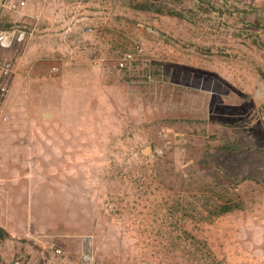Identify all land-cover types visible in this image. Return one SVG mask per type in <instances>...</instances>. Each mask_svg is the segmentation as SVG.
<instances>
[{
    "label": "rangeland",
    "instance_id": "obj_1",
    "mask_svg": "<svg viewBox=\"0 0 264 264\" xmlns=\"http://www.w3.org/2000/svg\"><path fill=\"white\" fill-rule=\"evenodd\" d=\"M26 2L10 25L57 17L60 49L7 56L0 264H264V0Z\"/></svg>",
    "mask_w": 264,
    "mask_h": 264
},
{
    "label": "built area",
    "instance_id": "obj_2",
    "mask_svg": "<svg viewBox=\"0 0 264 264\" xmlns=\"http://www.w3.org/2000/svg\"><path fill=\"white\" fill-rule=\"evenodd\" d=\"M0 5L8 7L14 12H19L21 8L25 7L27 5L26 0H20L18 2H14L11 4H7V2H3V0H0ZM95 16H93L91 13L86 14H78L75 13L67 20V27H65L64 33L67 34L66 38L73 36L72 34L78 32L79 34L82 33H91L93 31V21L95 20ZM141 24V23H140ZM38 29L37 23H28V22H21V23H15L9 28H5L0 23V48L6 49V50H13L18 49L19 46H27L28 43L34 38L36 35V31ZM80 36H77L74 38L76 44L79 43ZM138 46V45H137ZM136 46V47H137ZM142 50V48H140ZM136 59L135 53L133 51H128L124 54V57L120 60L119 64L121 67H124L127 65V63L133 62ZM52 71L55 73L60 71L59 66H53ZM0 72L2 73V76L4 79L10 78L13 74H15V65L13 64V61L10 59H3L0 58ZM0 84V93L3 95L4 91L6 90V86ZM3 107L0 106V112L2 113ZM52 249L57 254H62L63 250L62 248L56 246L55 244L52 245ZM16 264H20L17 262ZM78 264H94V255L90 252L82 253Z\"/></svg>",
    "mask_w": 264,
    "mask_h": 264
},
{
    "label": "crops",
    "instance_id": "obj_3",
    "mask_svg": "<svg viewBox=\"0 0 264 264\" xmlns=\"http://www.w3.org/2000/svg\"><path fill=\"white\" fill-rule=\"evenodd\" d=\"M18 1H20V0H17V1H15V2H18ZM11 3H14V2H7V4H11ZM2 7H4V8H2ZM0 21H2L3 23H12L13 22V20H11L10 19V11L7 9V12L5 11L6 9H5V6H2V5H0ZM40 13H38V14H34V13H32L31 14V16L32 17H34V18H30V17H27L26 18V20H27V22L28 23H34V22H41V17H42V15H39ZM37 15V16H36ZM19 16V15H18ZM17 16V17H18ZM21 16V15H20ZM19 16V17H20ZM59 20L60 19H58L57 17H54V20H52V21H50L49 23L50 24H46V26H44L42 23V25L41 24H39L38 25V31H36V35L37 34H39V32H45L46 34L44 35V36H41V38H39V39H44V40H47L48 38H49V36H52L51 37V39L49 38L48 40H50V41H47V42H43V43H41V45L39 44L38 45V49L39 50H42V51H44V49H47V51H59V49L60 48H57L56 47V44L54 43V40L55 39H57L56 41H58V39H60V38H58L56 35H57V33H55V32H51V30L50 29H54L56 26H58V22H59ZM50 30V31H49ZM54 30H56V29H54ZM35 35V36H36ZM34 36V37H35ZM47 36H48V38H47ZM36 38V37H35ZM34 40V39H33ZM30 44V43H29ZM28 44V45H29ZM23 48H25V47H20V48H18V49H16V50H6V49H0V58H3V59H10V60H12L13 61V64L15 65V73H16V71H17V68H16V64H15V59L13 58V57H7V56H13L12 54H11V51H15V53L17 54V53H20L21 52V49H23ZM55 48V49H54ZM54 49V50H53ZM67 49V48H66ZM76 48H74V47H72V46H69L68 45V49H67V51L68 52H70L71 54H73L74 53V50H75ZM78 49V48H77ZM79 50V49H78ZM49 53H51V52H49ZM14 76V74L8 79V78H6V79H4L3 78V76H2V73L0 72V84H2L3 82H4V84L3 85H5L6 86V90L4 91V94L2 95L1 93H0V102H2V101H7V96H8V94H9V90H10V86H11V83H12V85H13V81H10V79L12 78ZM4 99V100H3ZM4 107V106H3ZM2 115V114H1ZM10 133L12 134V135H16V133H18V131L17 130H10ZM3 134H0V136H2ZM2 138V137H1ZM3 139V138H2ZM2 139H0V140H2ZM26 141V140H25ZM16 143V142H15ZM18 143V142H17ZM24 146H27V145H29V141H26V142H24ZM23 145V144H22ZM17 148H19V147H17ZM1 162V161H0ZM0 165L1 166H3V163H0ZM0 166V167H1ZM10 214V212H8V214L7 215H9ZM0 228H2L3 229V231L2 230H0V234H3L2 232H5V237L6 236H9L10 234H11V232H10V230L6 227V226H4L3 224H0ZM4 237V238H5ZM7 238V237H6ZM3 264H10L9 263V260H6L5 261V263H3Z\"/></svg>",
    "mask_w": 264,
    "mask_h": 264
},
{
    "label": "trees",
    "instance_id": "obj_4",
    "mask_svg": "<svg viewBox=\"0 0 264 264\" xmlns=\"http://www.w3.org/2000/svg\"><path fill=\"white\" fill-rule=\"evenodd\" d=\"M3 2H5V0H3ZM137 8L139 9H144V10H157V11H163L161 8H157V6H155L154 4L150 3H143V4H139L137 6ZM1 25L5 28H9L11 27L13 24H9V23H3L2 21H0ZM141 46L138 45L137 47L135 46L133 52L135 53V56L137 57L138 55H142V50H140ZM158 63V62H157ZM158 64H156V62H152L151 63V66L148 68V72L152 74V72H156V71H159L160 69L156 68ZM125 67V66H124ZM231 201V198H227L225 200V202H222L220 205H219V211L218 213H225V212H229L231 210H233L235 208V204H233L232 202H229ZM0 230L3 231L2 228H0ZM3 233V232H2Z\"/></svg>",
    "mask_w": 264,
    "mask_h": 264
},
{
    "label": "water",
    "instance_id": "obj_5",
    "mask_svg": "<svg viewBox=\"0 0 264 264\" xmlns=\"http://www.w3.org/2000/svg\"><path fill=\"white\" fill-rule=\"evenodd\" d=\"M152 147L151 146H148L145 151L148 152V151H151Z\"/></svg>",
    "mask_w": 264,
    "mask_h": 264
},
{
    "label": "clouds",
    "instance_id": "obj_6",
    "mask_svg": "<svg viewBox=\"0 0 264 264\" xmlns=\"http://www.w3.org/2000/svg\"><path fill=\"white\" fill-rule=\"evenodd\" d=\"M73 35V34H72Z\"/></svg>",
    "mask_w": 264,
    "mask_h": 264
}]
</instances>
